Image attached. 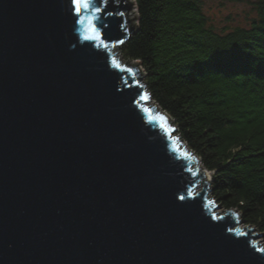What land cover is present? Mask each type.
<instances>
[{"label":"water","instance_id":"1","mask_svg":"<svg viewBox=\"0 0 264 264\" xmlns=\"http://www.w3.org/2000/svg\"><path fill=\"white\" fill-rule=\"evenodd\" d=\"M136 21L134 0H0V264H264L114 58Z\"/></svg>","mask_w":264,"mask_h":264},{"label":"trees","instance_id":"2","mask_svg":"<svg viewBox=\"0 0 264 264\" xmlns=\"http://www.w3.org/2000/svg\"><path fill=\"white\" fill-rule=\"evenodd\" d=\"M229 1L253 4L248 26L217 30L203 0H134L137 21L119 47L212 171V197L264 240V0Z\"/></svg>","mask_w":264,"mask_h":264},{"label":"rangeland","instance_id":"3","mask_svg":"<svg viewBox=\"0 0 264 264\" xmlns=\"http://www.w3.org/2000/svg\"><path fill=\"white\" fill-rule=\"evenodd\" d=\"M202 8L203 11L205 12L206 16L208 17V20L210 21V23L216 27L217 30H225L228 31L230 29H232L235 26H248L252 19L256 16V12L254 10V6L252 3L248 2V1H229V0H203L202 3ZM118 45H115L112 48V53L114 55V58H116V60H118L120 62V64H124V62L126 61V58H124L121 54L120 51V47ZM117 48V49H116ZM119 53V55H118ZM118 56V59H117ZM134 61V60H131ZM128 66V65H125ZM141 71H143L141 69ZM139 82L144 84V80L143 78H140ZM146 92L148 93L147 89ZM143 104L147 107L150 108L151 105L153 104L155 105L154 107V111L156 112V108L157 110L161 113L163 112L164 114H166L172 122V125L175 127L174 130H172V135L175 137V135L178 137V139L183 143V145L188 149V150H183L185 152H189V150L191 151V153L196 157L198 163L202 166V168H204L207 173H208V188L206 189L207 191V197L208 199H212L214 200L213 203H217V201L212 197L211 195V190H210V181H211V174L212 171L206 169L202 164H201V160L200 158L196 155V153L191 150V148L188 147L187 143L180 137L178 131H177V126L175 125L173 119L162 109H160L158 107V105L153 101L152 98L149 97V99L143 101ZM148 105V106H147ZM157 113V112H156ZM169 123V119H166V125L168 126ZM178 143V141H176ZM180 144V143H179ZM181 145V144H180ZM182 148V146H181ZM194 167L198 168V164L193 162L192 163ZM197 165V166H196ZM197 172L200 173L201 172V168L197 169ZM202 178H200L201 181L206 180V174L202 173ZM199 180V187L198 189H202V184L201 181ZM214 210L217 211H222L223 208L220 207L219 204H217L214 207ZM243 223H241L242 225ZM254 228V227H253ZM254 233H258L259 232L254 229L253 230ZM256 240H258L260 243H262L264 245V240H262V236L261 234H259V237L256 238Z\"/></svg>","mask_w":264,"mask_h":264},{"label":"snow or ice","instance_id":"4","mask_svg":"<svg viewBox=\"0 0 264 264\" xmlns=\"http://www.w3.org/2000/svg\"><path fill=\"white\" fill-rule=\"evenodd\" d=\"M72 3L75 5V11L79 15L83 10L89 9L90 7H93V0H72ZM93 10L95 12H99L100 9L98 7H94ZM88 19L87 17H82L80 22L83 23L84 20ZM90 30L92 31L93 35H88L85 37V39H99V34L97 33V30L94 26L90 25ZM118 43H123V41H118ZM107 45H105L106 47ZM115 62V61H114ZM120 65L117 64V67ZM127 71L131 72L132 69H127ZM141 99H147V95L141 97ZM145 111H151V109H145ZM160 119H164L163 117H160ZM183 199V197H181ZM261 252H264V249H260Z\"/></svg>","mask_w":264,"mask_h":264},{"label":"bare ground","instance_id":"5","mask_svg":"<svg viewBox=\"0 0 264 264\" xmlns=\"http://www.w3.org/2000/svg\"><path fill=\"white\" fill-rule=\"evenodd\" d=\"M181 146H182V145H179L180 148H181ZM181 149H183V148H181ZM196 166H197V165H196ZM198 187H199V184H198Z\"/></svg>","mask_w":264,"mask_h":264}]
</instances>
